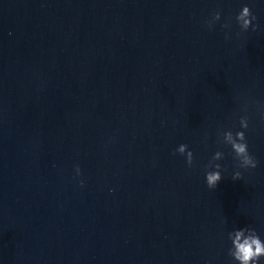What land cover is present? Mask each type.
Returning <instances> with one entry per match:
<instances>
[{"label": "water", "instance_id": "water-1", "mask_svg": "<svg viewBox=\"0 0 264 264\" xmlns=\"http://www.w3.org/2000/svg\"><path fill=\"white\" fill-rule=\"evenodd\" d=\"M242 115L259 165L233 181L225 148L210 190ZM249 225L264 234V0H0V264H231Z\"/></svg>", "mask_w": 264, "mask_h": 264}, {"label": "clouds", "instance_id": "clouds-1", "mask_svg": "<svg viewBox=\"0 0 264 264\" xmlns=\"http://www.w3.org/2000/svg\"><path fill=\"white\" fill-rule=\"evenodd\" d=\"M222 19V11H215L207 21V27L213 29ZM231 22L232 18L229 17L227 22L221 24V28L230 29ZM235 23L241 33L259 30L258 18L253 13L252 7L248 2L241 4L239 11L235 15ZM229 38L228 33H225V39ZM243 111H248L247 106L244 107ZM238 123V129H220L217 132V150L204 169V180L210 190L216 189L225 176V168L221 163L225 160V148L230 150L228 154L237 162L236 168L231 174L233 181L243 180L244 171L256 169L259 165V161L250 151L247 137L250 127V117L242 115L239 117ZM176 153L185 157L188 167H192L195 155L187 144H180L173 155ZM82 175L81 168L77 165L75 167V177L80 178ZM79 185L83 188L85 181L79 179ZM227 242V255L230 258L231 264H264V234L257 231L253 226L233 227L227 232Z\"/></svg>", "mask_w": 264, "mask_h": 264}]
</instances>
